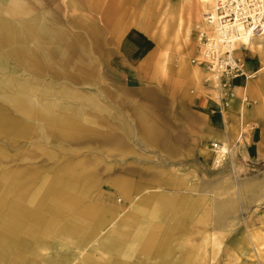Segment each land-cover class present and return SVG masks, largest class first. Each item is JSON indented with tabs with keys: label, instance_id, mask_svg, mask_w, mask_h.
<instances>
[{
	"label": "rangeland",
	"instance_id": "1",
	"mask_svg": "<svg viewBox=\"0 0 264 264\" xmlns=\"http://www.w3.org/2000/svg\"><path fill=\"white\" fill-rule=\"evenodd\" d=\"M21 1L36 15L49 14L50 23L62 29L67 40L39 44L48 46L55 58L52 67L41 70L16 56L12 50L20 44H0V76L9 71L20 80L29 78L37 86L36 98L46 101L54 96L62 106L85 109L91 132L68 139L44 131L35 120L37 128L34 126V132L19 144L0 136V148L7 153L0 157V169L23 165L45 174L69 161H84L99 178L92 199L121 211L130 203L118 178L127 177L138 187L150 188L148 179L159 168L181 167L192 173L189 184L198 185V191L190 192L193 198L203 197L198 213L185 224V238L198 243L204 233H226L216 256L209 247L204 264H264V154L255 155L250 144L239 140L243 147H232L226 160L215 166L200 154V146L206 142L210 154L209 149L214 150L211 143L221 140L201 138L198 133L194 138L199 140H193L194 146L189 147L192 139L186 132H178L175 125L194 119L197 107L192 99L201 84L206 95H218L215 83L211 84L205 74L196 83L192 76L195 64L191 59L197 56L198 45L194 23L191 39L181 42L178 49L168 45L170 37L162 40L163 28L169 26L173 31L184 14V0ZM6 18L13 24L25 20L11 15ZM72 40L76 48L68 51L66 43ZM177 87L181 88L178 94ZM63 89L75 95L67 97ZM11 92L0 89V103L8 102ZM14 95L24 97L21 92ZM250 128V124L245 126L247 131ZM253 128L258 129L256 124ZM204 207L210 208L209 221L198 222ZM108 227L82 245L84 252L98 260L111 255L125 258L128 245L109 234ZM258 229L262 235L259 249L251 238ZM185 251L177 245L169 258H179ZM126 259L133 264L159 261L141 252Z\"/></svg>",
	"mask_w": 264,
	"mask_h": 264
},
{
	"label": "bare ground",
	"instance_id": "2",
	"mask_svg": "<svg viewBox=\"0 0 264 264\" xmlns=\"http://www.w3.org/2000/svg\"><path fill=\"white\" fill-rule=\"evenodd\" d=\"M215 3L216 0H184V14L173 31L169 26L163 28L162 40L170 37L168 45L178 49L181 42L191 39L194 23L199 43V29L208 27L205 13ZM10 15L24 17L25 20L13 24L6 18ZM50 22L49 14H34L25 1L0 0V44H20L12 51L24 63L39 70L52 67L55 61L53 51L39 44H45L47 40L61 43L67 40L66 33ZM239 32L238 46L244 44L256 51L261 58L260 70H264V34L252 36L242 27ZM256 37L259 39L255 40ZM29 43L35 46L32 48ZM75 45L74 40L67 42L66 49L73 51ZM194 64L191 73L195 83L205 74L216 88V74L200 64ZM239 82L242 86L243 80ZM201 83L202 79L199 85ZM0 89L24 95L15 96L11 92L8 102L0 103V136H7L13 145L25 141L34 132L35 120L44 131L68 139L91 132L88 124L90 115L85 109L70 104L62 106L63 103L54 96L46 101L36 98L37 86L29 78L20 80L6 71L0 76ZM63 91L67 97L75 95L66 89ZM234 95L228 101L229 108H232ZM208 97L221 105L218 95L210 94ZM59 107L62 109L59 110ZM220 111L227 123L228 111L221 106ZM244 112L243 107L240 113ZM218 138L222 145L218 150L209 149L210 154L207 153L206 142L203 141L200 146V154L215 166L223 161L235 144L230 137ZM4 155L7 156V153L0 148V157ZM1 171L0 264H133L126 258L137 252L157 257L159 261L156 264H204L209 247L212 246L216 256L226 236L223 231L204 233L198 243H190V238H185V224L196 216L202 205L200 198L203 197L193 198L190 192L198 191V185L189 184L188 178L192 173L184 172L181 167L159 168L157 174L148 179L150 188L138 187L127 177L118 178L117 183L128 191L126 200L130 203L121 211L113 204L103 205L92 199V189L99 178L93 168L86 167L84 161H69L55 172L45 174L23 165ZM191 172L194 176L197 174L195 170ZM168 188L173 192L164 190ZM204 208L198 222L209 221L210 208ZM105 227H108L109 234L128 245L125 258L111 255L98 260L84 252L82 245ZM260 231L258 229L251 235L258 249V241L262 239ZM177 245L186 251L179 258H169ZM245 247L248 248V245Z\"/></svg>",
	"mask_w": 264,
	"mask_h": 264
},
{
	"label": "crops",
	"instance_id": "3",
	"mask_svg": "<svg viewBox=\"0 0 264 264\" xmlns=\"http://www.w3.org/2000/svg\"><path fill=\"white\" fill-rule=\"evenodd\" d=\"M257 39L259 37H256L255 40ZM236 54L244 59L246 74L235 79V97L233 98L232 108L227 107L225 109L228 111V122H225L219 104L211 100L204 93V89L200 88L192 99L193 103H196L195 107H197L194 119L175 122V125L180 130L178 132H186L192 139L188 143L189 147L194 146L193 140H199V137L194 138L198 133L201 138L219 139V136H227L235 142L233 149L238 148L240 150L243 145L239 143V140H242L245 144H250L251 150L255 155L263 156L264 70H260L262 67L261 58L256 51L247 46H241L236 51ZM239 80H243L244 83L241 82L242 86H240ZM179 90L181 88L177 87L176 94L179 93ZM248 100L249 102L246 103ZM176 104L177 107H180L179 102ZM243 107L245 112L241 114ZM247 124H250L251 127L249 131L245 129ZM255 124L258 129L253 128ZM148 131L147 133H149Z\"/></svg>",
	"mask_w": 264,
	"mask_h": 264
},
{
	"label": "built area",
	"instance_id": "4",
	"mask_svg": "<svg viewBox=\"0 0 264 264\" xmlns=\"http://www.w3.org/2000/svg\"><path fill=\"white\" fill-rule=\"evenodd\" d=\"M205 24L208 27L199 29L197 56L191 61L216 74L220 102L227 106L235 94V79L246 74L245 61L236 54L246 46H238L240 28L252 36L264 34V0H216L205 13ZM211 145L218 150L222 143L213 141Z\"/></svg>",
	"mask_w": 264,
	"mask_h": 264
}]
</instances>
